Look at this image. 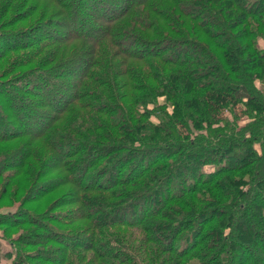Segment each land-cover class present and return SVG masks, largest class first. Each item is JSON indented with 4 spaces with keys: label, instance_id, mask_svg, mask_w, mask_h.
I'll return each mask as SVG.
<instances>
[{
    "label": "trees",
    "instance_id": "16d2710c",
    "mask_svg": "<svg viewBox=\"0 0 264 264\" xmlns=\"http://www.w3.org/2000/svg\"><path fill=\"white\" fill-rule=\"evenodd\" d=\"M0 209V264H264V0H0Z\"/></svg>",
    "mask_w": 264,
    "mask_h": 264
},
{
    "label": "rangeland",
    "instance_id": "374dc122",
    "mask_svg": "<svg viewBox=\"0 0 264 264\" xmlns=\"http://www.w3.org/2000/svg\"><path fill=\"white\" fill-rule=\"evenodd\" d=\"M245 119H246V118H244V120H245ZM244 120H242V122H241V123H243V122H244ZM210 168H212V166H209V167H207L206 169H207V170H209ZM0 210H2V209H0ZM1 233H2V232H1V229H0V235H1Z\"/></svg>",
    "mask_w": 264,
    "mask_h": 264
}]
</instances>
